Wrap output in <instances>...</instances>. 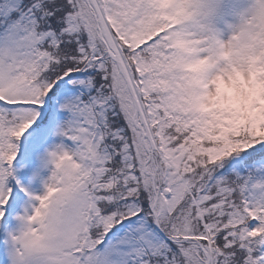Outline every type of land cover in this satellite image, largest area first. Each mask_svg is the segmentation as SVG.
Segmentation results:
<instances>
[{"label":"snow or ice","instance_id":"1","mask_svg":"<svg viewBox=\"0 0 264 264\" xmlns=\"http://www.w3.org/2000/svg\"><path fill=\"white\" fill-rule=\"evenodd\" d=\"M0 264H264V0H0Z\"/></svg>","mask_w":264,"mask_h":264}]
</instances>
